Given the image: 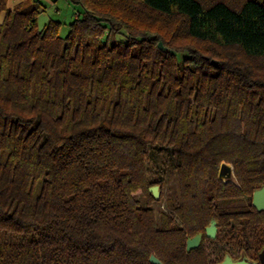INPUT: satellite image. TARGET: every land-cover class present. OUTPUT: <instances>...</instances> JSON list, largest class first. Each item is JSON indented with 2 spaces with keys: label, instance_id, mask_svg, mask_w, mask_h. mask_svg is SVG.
<instances>
[{
  "label": "trees",
  "instance_id": "16d2710c",
  "mask_svg": "<svg viewBox=\"0 0 264 264\" xmlns=\"http://www.w3.org/2000/svg\"><path fill=\"white\" fill-rule=\"evenodd\" d=\"M72 4L61 36L39 0H0V264H213L186 250L212 218L259 264L264 0ZM151 146L176 154L166 210Z\"/></svg>",
  "mask_w": 264,
  "mask_h": 264
},
{
  "label": "rangeland",
  "instance_id": "374dc122",
  "mask_svg": "<svg viewBox=\"0 0 264 264\" xmlns=\"http://www.w3.org/2000/svg\"><path fill=\"white\" fill-rule=\"evenodd\" d=\"M43 5V10L37 15L36 23L38 27H42L44 23L49 20L60 22L59 34L63 36L68 28V23L73 19L74 6L72 0H40ZM74 9V10H73ZM122 36H116L115 40H121ZM175 152L169 148L154 147L149 148V156L147 158V175L150 180L158 182L159 185V198L157 202L152 204L155 211L166 210V197L169 191L173 189L177 191V182L173 170L175 160ZM221 163H224L223 165ZM220 169L223 170L219 174L221 180H227L228 175L225 171L232 172L233 167L230 163L221 162ZM222 167V168H221ZM219 168V167H218ZM219 172V169H218ZM235 180L233 179V182ZM236 182V181H235ZM177 193V192H176ZM204 249L208 255V260L213 264L218 263L222 259L223 250H221L218 243L204 242ZM232 254L238 255V251L233 250ZM221 259L219 260V258Z\"/></svg>",
  "mask_w": 264,
  "mask_h": 264
},
{
  "label": "water",
  "instance_id": "95a60500",
  "mask_svg": "<svg viewBox=\"0 0 264 264\" xmlns=\"http://www.w3.org/2000/svg\"><path fill=\"white\" fill-rule=\"evenodd\" d=\"M158 46L160 48H163L160 42H158ZM221 164L223 165L224 163H221ZM218 169H219L218 173L222 174L223 170L220 169V166ZM148 190L154 199L159 198V185L157 184L152 185L148 188ZM251 203L257 210H264V186L253 191ZM216 231H217L216 221L215 219L212 218L209 221V223L205 226V235L207 237L214 238ZM201 237H202L201 233H196L192 237H188L186 239V250H190V249L198 247L201 242ZM149 261L153 264H162V262L158 258H156L154 255L149 256ZM259 261H260V264H264V248L259 252ZM216 264H248V262H246L243 259L238 260V261H232L229 255H225L223 260Z\"/></svg>",
  "mask_w": 264,
  "mask_h": 264
},
{
  "label": "flooded vegetation",
  "instance_id": "af4514ba",
  "mask_svg": "<svg viewBox=\"0 0 264 264\" xmlns=\"http://www.w3.org/2000/svg\"><path fill=\"white\" fill-rule=\"evenodd\" d=\"M225 174H227L229 177H228V179L227 180H223V181H230V182H233V179L235 180V178H234V174H233V170H232V172H227V171H225ZM217 178H219L220 179V177H219V173L217 172ZM216 226H217V224H216ZM202 234V233H201ZM216 235H217V231H216V234H215V237L214 238H210V237H207L206 235H205V230H204V235L202 234V237H201V242L202 241H204V242H206V243H215L216 241L214 240L215 238H216ZM201 242H200V244H201ZM199 244V245H200ZM221 247V250H223V255H222V259L220 260V261H222L223 260V258L225 257V255H229L230 256V258L232 259V261H238V260H241V259H243V260H245L246 262H248V264H256V260H252L249 256H247L244 252H243V250H236V251H238V255H234V254H232V251L233 250H231V248H224V247H222V246H220ZM225 249H227L226 251H225ZM219 261V262H220ZM258 262H259V264H260V261H259V254H258Z\"/></svg>",
  "mask_w": 264,
  "mask_h": 264
},
{
  "label": "crops",
  "instance_id": "0c3cea01",
  "mask_svg": "<svg viewBox=\"0 0 264 264\" xmlns=\"http://www.w3.org/2000/svg\"><path fill=\"white\" fill-rule=\"evenodd\" d=\"M20 0H7V7L8 8H12L15 4H17L18 2H19ZM40 1V0H39ZM50 1V0H49ZM41 2V1H40ZM42 10H43V8H42ZM41 10V11H42ZM74 10V9H73ZM76 10H74V12H73V14H74V16H73V19L76 17ZM2 15V14H1ZM71 21V20H70ZM44 24H46V22L44 23Z\"/></svg>",
  "mask_w": 264,
  "mask_h": 264
}]
</instances>
